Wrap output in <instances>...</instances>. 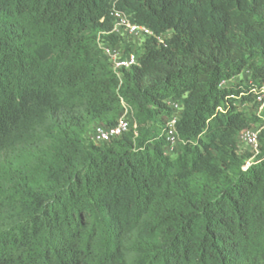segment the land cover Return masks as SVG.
Wrapping results in <instances>:
<instances>
[{
  "label": "trees",
  "instance_id": "trees-1",
  "mask_svg": "<svg viewBox=\"0 0 264 264\" xmlns=\"http://www.w3.org/2000/svg\"><path fill=\"white\" fill-rule=\"evenodd\" d=\"M112 8L0 0V264H264V0H122L166 47L110 34ZM99 39L138 64L118 77Z\"/></svg>",
  "mask_w": 264,
  "mask_h": 264
},
{
  "label": "built area",
  "instance_id": "built-area-1",
  "mask_svg": "<svg viewBox=\"0 0 264 264\" xmlns=\"http://www.w3.org/2000/svg\"><path fill=\"white\" fill-rule=\"evenodd\" d=\"M113 3L112 15L115 19V24L110 34H115L126 41H133L137 45L141 44L145 39H155L159 46H167V39L171 36L168 32L166 35H156L151 29L146 26H140L131 22L129 17L120 9L118 5L122 0H109ZM99 47L104 51L109 58L111 67L114 73L121 77L123 69H130L138 64L137 54L135 52L126 53L124 47L119 45L111 46L102 42L99 39ZM257 96V101L264 105V89L258 91L253 90ZM174 110V115L166 120V141L167 152L173 153L180 143V138L177 132V123L180 119L182 106L179 102H169ZM136 129V124L131 121L129 110L126 108L121 115L118 123L112 127L96 126L91 133L92 141L97 144H106L114 139L122 137L124 134ZM258 130H248L239 135V143L242 148L258 151Z\"/></svg>",
  "mask_w": 264,
  "mask_h": 264
},
{
  "label": "rangeland",
  "instance_id": "rangeland-1",
  "mask_svg": "<svg viewBox=\"0 0 264 264\" xmlns=\"http://www.w3.org/2000/svg\"><path fill=\"white\" fill-rule=\"evenodd\" d=\"M239 108H240V110L247 112V113H254V112H256L258 114L261 113V110H254V109L252 110V106L245 104V103H240Z\"/></svg>",
  "mask_w": 264,
  "mask_h": 264
}]
</instances>
